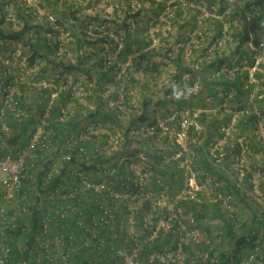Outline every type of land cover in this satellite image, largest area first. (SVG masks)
Returning a JSON list of instances; mask_svg holds the SVG:
<instances>
[{
	"label": "built area",
	"instance_id": "2783aa9c",
	"mask_svg": "<svg viewBox=\"0 0 264 264\" xmlns=\"http://www.w3.org/2000/svg\"><path fill=\"white\" fill-rule=\"evenodd\" d=\"M21 5L0 7L1 29L31 15L24 37L0 33V264H203L222 252L221 264H264V150L232 132L237 121L209 143L205 168L188 143L199 110L130 125L141 103L130 63L97 53L85 71L56 13ZM47 21L49 53L32 58L25 39ZM184 83L187 96L198 87ZM249 229L257 236L234 250Z\"/></svg>",
	"mask_w": 264,
	"mask_h": 264
},
{
	"label": "trees",
	"instance_id": "16d2710c",
	"mask_svg": "<svg viewBox=\"0 0 264 264\" xmlns=\"http://www.w3.org/2000/svg\"><path fill=\"white\" fill-rule=\"evenodd\" d=\"M63 1L60 0L61 7H56V9L53 8L54 0H46L45 3L47 9L60 13V16L57 14V24H65L67 22V20L63 21L60 19L66 13L65 7H62L64 5ZM208 3L209 6L219 3L216 13H211L204 20L209 24L204 26L202 30H206L205 32L208 34V37L205 36L202 39L204 33H198L197 36L200 38V42H197L198 44L193 43L191 48L187 47L184 43H182L183 45L179 44L177 46L178 51L173 48L174 42H170L167 47H164L162 44L152 45L153 39H148L141 35L139 27L138 29L132 28L130 23L125 19L118 21L112 29L109 24L103 23L102 29L98 27V29L92 31L90 19H87V16H84L83 19L76 15L79 8L74 10L69 9L78 21V27L70 25L73 37L71 43H74L78 49V62L84 61L85 71H89L85 64H87L94 54H104L105 48L101 45L105 42L108 43L111 50L117 52V62L124 63L132 55L134 70L137 71L141 67L147 81L149 77L156 78L155 73H157L162 59V57H160V60L157 59V55L162 54L169 60L171 59L181 69V71L173 74L163 96L157 97V99L153 96H144L139 110L131 115L130 125H137L140 120L150 118V115H153V104H156L158 108L166 107L169 110L170 104L175 101L174 92L181 90L184 95L187 91L186 83H184L187 73H190L192 77V80L189 81L190 84L194 83L196 75L200 77V86L198 85L196 91L186 96L187 98L185 97V99L182 95L177 101L180 105L186 101H194L195 103L192 104L199 107L198 119L201 129H189L188 143L189 147L191 146L192 149L194 148L197 151L198 157L196 161L205 168L212 169V161L207 157L208 145L213 139L223 134L221 127L229 122L233 114L237 113L239 122L233 126L232 132L236 136L244 134L245 141L252 148H264V143L260 141L259 134L257 133L259 132L257 130L258 116L260 112H264V57L257 63L253 71L254 80L249 78V67L254 65L255 55L261 53L264 48L261 45L264 34V0H236L234 3H231V7H229L226 0H208ZM182 7L180 4L177 5L175 19L177 23L183 19L182 13L184 9ZM187 7V19L189 20H193L198 16V13H201L200 8L191 7L190 4ZM238 13H240L241 22H236ZM138 14L139 11L129 13L128 16H137ZM22 16L25 23L21 30L9 31L0 28V33L6 37H24L27 31H29L28 21L31 19V15L22 14ZM89 17L92 18V16ZM94 17H97V15ZM185 18L183 23H180L181 25L187 23L186 21L188 20ZM103 20L105 21L106 19L104 18ZM46 25H50L48 21L36 23V26L40 27L36 41H32L30 38L25 39L29 42L31 48H33L32 58L38 53L42 55L49 53L45 49V46H47L45 43L47 36L43 32ZM226 34H230L231 38L225 40L223 44L220 40ZM188 39L191 40V37L181 32L176 37V40L179 42ZM204 42L206 43L204 44ZM186 48L192 54L198 52L194 58L195 62L186 60L183 55V51ZM162 51L163 53H161ZM231 58H234L233 61L230 60ZM245 62L249 66L244 67L246 65ZM67 65L71 67L75 66L73 63H68ZM130 66L132 67V65ZM77 68L81 67L78 65ZM128 70H130L129 66ZM136 74L134 71L132 77L137 84L139 82L138 75ZM103 75L106 74L102 73L101 76ZM145 84L146 81H142L140 86L144 88ZM255 87L258 89L255 90ZM31 121L33 119L29 120L28 123ZM25 127L27 128V126ZM194 138L199 143L190 144ZM18 140L19 137L15 139V142L17 143ZM226 147L230 148L232 146L227 145ZM95 204L94 199L88 203L91 208H94ZM255 230L249 229L239 234L236 240L232 242L234 250H239L245 244L251 242L257 236ZM230 258L231 256H227L226 253L222 252L215 259L203 264H221L224 260Z\"/></svg>",
	"mask_w": 264,
	"mask_h": 264
},
{
	"label": "rangeland",
	"instance_id": "374dc122",
	"mask_svg": "<svg viewBox=\"0 0 264 264\" xmlns=\"http://www.w3.org/2000/svg\"><path fill=\"white\" fill-rule=\"evenodd\" d=\"M38 1V7H46L45 0H37ZM64 5L62 7H65L66 13L61 16V20H67V24L78 27V21L75 19V16L73 13H71V10H74L76 8H79L77 12V16L84 19V16H87V19H90V27L91 30L95 29H102L103 23H107L110 25L111 29L115 27V24L118 21H122L125 19L128 23H130L132 28L139 27L141 31V35L147 37L148 39H153L152 45H160L162 44L164 47H167L170 42L173 43V48L178 51L177 46L179 44L183 45L184 43L187 47H192V44H198L197 42H200V38H198V33H204L202 39H204L205 36L208 37V34H206V30H202L204 26H207L209 23L204 21L206 17L211 15V13H216L217 7H219L218 4H212L209 6L208 0H64ZM182 5L183 7V19L177 23L175 22L176 19V9L177 5ZM188 4H190L191 7H197L201 9V13H198V16H196L193 20L187 19L188 11L186 10L188 7ZM227 4H229L227 2ZM61 7V2L54 0V7ZM229 7H231L229 5ZM70 8V9H69ZM139 11V14L137 16H128L129 13H135ZM59 15L60 13L57 12ZM97 15V17H94ZM236 22H241L240 13L237 14ZM60 16V15H59ZM89 16H92L90 18ZM185 19L187 23L185 25H181ZM106 19L105 21L103 19ZM181 23V24H180ZM97 26H96V25ZM211 25V24H210ZM71 27V26H70ZM229 27V26H228ZM78 29V28H77ZM185 33L187 36L191 37V40L188 39L186 41L179 42L176 40L178 33ZM60 35L64 36L65 33H59ZM69 36V35H68ZM231 38L230 34H226L220 42L223 44L225 43V40H228ZM196 42H194V41ZM206 41V40H205ZM206 42H204L205 44ZM92 46V45H91ZM102 47L105 48V52L108 55H113V59L115 53L114 50H111V47L108 46V43H102ZM69 58H73L74 61H78L79 59V52L78 49L75 47L74 43L72 46H70ZM32 51V48L29 50ZM163 53V51L161 52ZM198 52H195V54H192L191 51L186 48L183 51V55L185 56L187 61L195 62L194 58L196 57ZM257 56V55H255ZM160 57H162L159 69L156 74V78H148V81L145 79V74L142 72V68L140 67L137 71L134 70L133 65V58L132 55L129 57V60L126 61V65L129 62L130 65L133 67V71H135L138 75V82L136 86L138 87V90L136 92L137 99L141 101L140 105L142 104V100L145 95L148 97H154L157 99V97H161L164 94V91L166 90L168 84L170 83L172 76L177 71H181V69L175 64L174 61L169 60L167 57L163 56L162 54L157 55L156 58L160 60ZM91 59V58H90ZM234 58H231L230 60L233 61ZM259 57H257L254 61V65L249 67V78L254 80L253 71L256 68L257 63L259 62ZM246 65L244 67L249 66L247 62H245ZM89 64V62L87 63ZM188 80H192L191 74L187 73L186 75ZM142 81H146L145 87H141L140 84ZM195 81L197 85L200 86L201 79L198 75L195 76ZM188 84V83H187ZM258 89L255 87V90ZM177 95H174L175 101L171 103V108H185L189 109H199V107L195 104L194 101H186L180 105L177 100L181 98L183 95V92L181 90H177L175 92ZM253 95V94H252ZM251 95V97H252ZM186 93L182 96L184 99L186 97ZM187 98V97H186ZM153 117H162L166 115L167 108L166 107H157L156 104H153ZM263 112H260V115L258 116L259 120L262 122V125H259L258 131L260 133H264V114ZM235 119L234 124L236 123L238 119V115L233 114L232 120ZM233 124V125H234Z\"/></svg>",
	"mask_w": 264,
	"mask_h": 264
},
{
	"label": "clouds",
	"instance_id": "9594fccd",
	"mask_svg": "<svg viewBox=\"0 0 264 264\" xmlns=\"http://www.w3.org/2000/svg\"><path fill=\"white\" fill-rule=\"evenodd\" d=\"M23 0H20V1H17V0H0V7H6V5H8V4H11V2H12V4L14 5V7H25L24 5H21V2H22ZM46 1V0H45ZM39 2H40V0H39ZM42 9H44V11H48V10H50V11H53V10H51V9H47L46 7H41ZM53 12H55V11H53ZM56 13V12H55ZM56 15H57V13H56ZM41 19H45V16L44 15H42V18ZM59 25H60V23H59ZM62 25H66L70 30H71V27H70V25L68 26V24L67 23H63ZM264 41V34H263V38H262V41H261V43ZM249 43H251V42H249ZM250 45H252V43L250 44ZM112 53H116V52H112ZM256 55H258V53L256 54ZM256 57V56H255ZM127 60H129V59H127ZM126 60V61H127ZM133 68V67H132ZM133 73V72H132ZM188 81H190V80H188ZM174 95H177L175 92H174ZM197 110V109H196ZM199 110V109H198Z\"/></svg>",
	"mask_w": 264,
	"mask_h": 264
},
{
	"label": "crops",
	"instance_id": "0c3cea01",
	"mask_svg": "<svg viewBox=\"0 0 264 264\" xmlns=\"http://www.w3.org/2000/svg\"><path fill=\"white\" fill-rule=\"evenodd\" d=\"M262 114H264V112L262 113ZM233 118V116L231 117V119ZM259 121V118H258V120H257V122ZM238 122H239V118L237 119V124H238ZM259 129V123H258V128H257V130ZM258 134H261L260 133V131L259 132H257ZM244 135V134H243ZM221 136V135H220ZM219 137V136H218ZM262 150L264 149V148H261Z\"/></svg>",
	"mask_w": 264,
	"mask_h": 264
}]
</instances>
